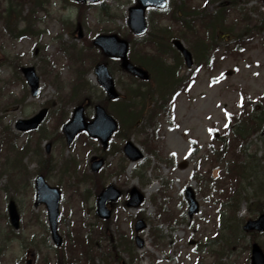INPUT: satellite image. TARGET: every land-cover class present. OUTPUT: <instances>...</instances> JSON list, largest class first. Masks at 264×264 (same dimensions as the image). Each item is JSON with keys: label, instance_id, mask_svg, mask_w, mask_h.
Segmentation results:
<instances>
[{"label": "rangeland", "instance_id": "rangeland-1", "mask_svg": "<svg viewBox=\"0 0 264 264\" xmlns=\"http://www.w3.org/2000/svg\"><path fill=\"white\" fill-rule=\"evenodd\" d=\"M105 2L114 19L111 20L103 14L101 5L91 6L84 12L86 27L83 28L82 40L77 37L76 19L79 10L66 0H50L48 15H39L40 19H44L40 25L41 31L44 32L42 37L13 42L0 35V133L9 125L13 129L17 120L29 118L45 106L51 109L53 114L47 118L41 133L19 134V141L14 143L20 150L24 143L29 146V154L22 160V165H26L25 169L19 170L13 154L4 149L5 146L8 147V130L5 132L6 136L3 132V139H0V264H25L30 259L35 264L40 254L44 256L48 253V250L43 248V242L46 240L48 245H51L49 254L56 264L57 252L56 249L51 250L53 243L48 228L45 227L47 211L44 205L37 208L34 206L33 186L38 163L45 159L43 147L46 148L50 143L55 170L48 175L47 181L52 186L62 188L64 193L59 226L60 233L66 238L64 251L70 253V236L76 241L80 233L86 234V225L91 223L93 227V224L97 223L94 218L97 184L94 180L85 184L79 179L83 174L91 173L90 159L95 155L83 151L81 140L75 143L74 154L66 148L64 140L55 143L53 141L56 133L55 120L59 123L73 109L70 104L63 108L61 98L62 94L70 93L74 86L78 62H82L84 67L93 64L94 49L89 51L85 41L94 39L100 33L116 32L117 27L125 33V27L128 29V9L136 3L135 0ZM200 8H207V5L203 3ZM245 8L258 9L259 13H251L253 21L250 27H259L260 23L264 22V5L260 0H251ZM24 9L27 11L26 6ZM209 12H213V6L208 8ZM230 23H238L237 12L231 16ZM149 24L151 32L154 31L157 27L156 19L151 20L149 16ZM240 27L241 25L235 27L234 38L239 34ZM174 29L171 40L179 38L193 51L191 48L199 39L192 33H181L177 28ZM222 35L224 38H219L218 43L216 42L217 49L210 53L214 56H210L215 60L214 69L205 65L192 79L193 69L187 70L181 57L175 58L172 50L167 51L164 61L168 65L180 63L178 75L186 80L177 85L174 81L167 90H161L159 94L156 92L154 78L149 86H146L145 83L129 78L117 65L115 79L122 97L128 102L125 90L135 87L145 103V113L137 126L138 134L134 133L131 141L145 152L146 158L142 164L147 165L146 169L137 167L140 176L136 177L137 173L133 172L135 165L130 169L131 165L125 164V175L116 176L112 173V168L120 161L123 155L120 153L116 156L110 155L107 160L109 165H106L102 173L97 174L105 187L113 183L125 194L114 205V213L119 216L120 223L113 219L106 226L108 236L112 237L118 248L114 249L113 253L120 260L119 264H131L127 247L132 246L128 240L135 236L132 221L135 220L133 217L136 213L146 219L149 230L140 234L147 244L143 250L136 247L137 259L134 264H193L200 255L205 264H249L250 236L243 232L242 226L253 217L256 210L257 205L252 203V199L264 200V179L261 178V181L257 182L254 180L251 187L250 178L246 179L242 184L240 205L237 206H240V211L236 209L233 214L228 210L222 211L221 204L217 201L215 180L222 176L223 170L226 169V160L222 162L217 155L210 157V153L217 146L221 147L218 142L214 143V138L217 132L220 135L226 132L228 116L233 114L234 121L237 120L242 96L250 98L253 102L264 98V31L254 33L249 40L247 51L240 57L225 54L229 41L225 37L227 33ZM202 36L203 42H206L208 34L203 31ZM131 54L138 58L135 50ZM9 61L37 68L42 87L38 98H32L29 94L24 102H17L21 99L25 86L20 80L21 77L15 75L16 71ZM87 79L92 86L97 85L93 73L88 75ZM83 96L85 95L82 94ZM89 97L98 102L102 95L99 89H96L94 92L90 91ZM61 112L63 115L59 118ZM88 114L91 115V111ZM122 114L123 110H119L118 115ZM141 132L143 134H140ZM12 134L13 131L11 136ZM121 136H116L112 144L123 146ZM38 138H42V145L37 142ZM147 139L161 146L162 161L146 152L144 142ZM254 143L260 150L261 143L256 140ZM113 149L116 148L112 147ZM71 155L76 156L78 161V176L73 178L64 173L63 166L64 161L70 159ZM213 167L217 169L214 170ZM135 185L140 190L151 188V191L143 207L131 209L126 206V202L129 190ZM187 186L194 189L200 204L199 213L192 218L188 216V204L184 197ZM87 193L90 194L88 197ZM10 200L15 201L18 207L21 218L19 231L12 230L9 225L7 207ZM164 204L168 214L171 210L174 216L179 217V223L172 227L165 224L164 218L159 215V208ZM219 215H222L223 224L221 218V224L219 223ZM154 226L161 229L158 240L152 237L151 228ZM123 233L126 234L128 244L120 246V240L124 238L121 236ZM257 242L264 249V235H259ZM108 246V241L99 242L98 255L102 259L110 251ZM113 257H108L105 264H114L111 262Z\"/></svg>", "mask_w": 264, "mask_h": 264}, {"label": "water", "instance_id": "water-1", "mask_svg": "<svg viewBox=\"0 0 264 264\" xmlns=\"http://www.w3.org/2000/svg\"><path fill=\"white\" fill-rule=\"evenodd\" d=\"M84 3H94L99 2L101 0H76ZM139 7L133 8L130 10V19L129 26L137 35H143L147 31V24L144 17L145 9L149 6L163 8L166 6V0H138ZM95 44L101 47L108 56L111 57H120L123 60V68L127 71H130L134 75L138 76L141 79H149V75L146 71L134 67L131 65L127 59L128 53V43L125 41H121L115 36L107 37L100 36L95 41ZM174 46L183 54L187 66L190 68L193 65L192 55L191 53L184 47L181 41L175 40L173 42ZM27 81L29 82L32 88V94L37 96L39 93V78L36 76L35 69L23 68L22 69ZM99 76V82L106 89L108 95L112 99L118 98V94L115 91L114 81L108 72V68L106 65H101L96 70ZM83 109L78 108L75 112V117L73 121L66 126L65 132L68 138V142L70 143L72 139L77 135L81 130H88L94 137L101 138L102 142L105 146L108 144V140L112 136L113 132L117 129V124L112 118L108 117L104 110L98 108L97 120L91 124H84L83 118ZM47 110H43L39 115L34 117L31 120L19 121L17 125V129L20 131H28L31 129H36L38 125L42 122ZM126 154L131 158L132 161H136L138 159L143 158V154L140 152L138 148H136L132 143H128L125 148ZM103 161H99L94 163L93 169L94 171H98L102 166ZM37 205L41 202H45L47 204L49 210V220L53 232V236L58 244L61 243L60 238L57 235V222L59 219V203H60V192L57 189L49 188L42 177H39L37 180ZM120 196V192L116 191L113 187H110L100 198L99 200V216L103 218H109L110 212L106 209V204L108 201H115ZM187 200L190 204V215H193L198 211V204L195 200V195L193 191L189 188L186 192ZM143 202V196L138 193L136 189L132 191V200L129 203L131 206H138ZM10 217L13 225L18 228L19 227V216L16 211V207L14 203L10 204L9 207ZM144 224L142 222L138 223L137 229H142ZM245 230H257L259 232H264V215H262L256 221H249L245 226ZM138 245L140 248L143 247V241L137 239ZM252 264H264V253L262 249L255 244L252 249Z\"/></svg>", "mask_w": 264, "mask_h": 264}, {"label": "trees", "instance_id": "trees-1", "mask_svg": "<svg viewBox=\"0 0 264 264\" xmlns=\"http://www.w3.org/2000/svg\"><path fill=\"white\" fill-rule=\"evenodd\" d=\"M45 0H31L30 4H31V8H36V7H41V8H44L45 6ZM180 9L181 7L177 4L176 7H175V10L170 14V21L172 22H180V21H183V24H184V27L189 31V32H193L195 29L193 27V24L191 22H188V21H184L182 20L180 17H181V13H180ZM5 13L6 16H3V18H5V23L7 26H9V21L11 20V18L13 17V13H12V10L11 9H4V11L0 12V15H2V13ZM10 12L12 14H10ZM183 19H186V17L184 16ZM22 33H25L26 35H32L33 34V29L31 26H28L27 29L22 32ZM155 42V40H152ZM161 45L157 44V48H160ZM163 47V45H162ZM172 67H168V69H165L164 70V75H168L172 70ZM161 72V70H159ZM159 94V93H157ZM136 99H142V102L141 104L145 106V103H144V100H143V97L141 96L140 93H138L136 95ZM140 102H137V101H134V104H133V108L130 110V117L131 118H137L139 117V115L142 114V112L144 111V107L141 106ZM242 133L239 134V137H241ZM238 167H235V172L237 174H242L243 172V165L241 163L238 162L237 164ZM241 182V179L238 178V184ZM238 186V185H237ZM236 186V187H237ZM234 199H235V202H237V196L234 195ZM85 251H88V246L85 247ZM87 263L88 264H94V260H90V258H87ZM200 264V262L198 263Z\"/></svg>", "mask_w": 264, "mask_h": 264}, {"label": "flooded vegetation", "instance_id": "flooded-vegetation-1", "mask_svg": "<svg viewBox=\"0 0 264 264\" xmlns=\"http://www.w3.org/2000/svg\"><path fill=\"white\" fill-rule=\"evenodd\" d=\"M264 107V105H260L259 108ZM264 130V125L263 129ZM262 131H258L257 134L255 135L256 139H259L261 141V151L263 155V159L259 161L258 159H253L251 155H248V160L250 161V170L252 171L253 174H264V135L262 134ZM248 148L251 149L252 145H248Z\"/></svg>", "mask_w": 264, "mask_h": 264}, {"label": "bare ground", "instance_id": "bare-ground-1", "mask_svg": "<svg viewBox=\"0 0 264 264\" xmlns=\"http://www.w3.org/2000/svg\"><path fill=\"white\" fill-rule=\"evenodd\" d=\"M150 191H151V188L146 189V190H144V194H145L146 196H149Z\"/></svg>", "mask_w": 264, "mask_h": 264}]
</instances>
